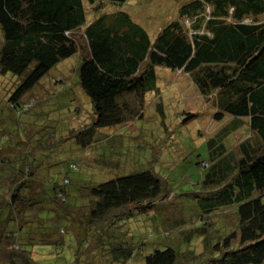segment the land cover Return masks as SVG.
Returning a JSON list of instances; mask_svg holds the SVG:
<instances>
[{
    "label": "trees",
    "instance_id": "obj_1",
    "mask_svg": "<svg viewBox=\"0 0 264 264\" xmlns=\"http://www.w3.org/2000/svg\"><path fill=\"white\" fill-rule=\"evenodd\" d=\"M125 1L0 0V75L15 78L8 106L25 112L39 103L32 90L40 79L78 52V85L92 120L70 132L82 151L98 146L92 164L113 169L101 182L97 170L83 175L81 194L71 199L76 179L53 176L43 187L32 164L9 165L24 148L4 155L9 147L0 137V264H41L34 251L41 245L54 247L55 264H264V0H188L154 39L128 12L102 13ZM161 67L188 75L217 109L216 121L231 119L204 140L209 160L199 162L205 171L197 186L179 194L151 169L129 172L105 161L116 144L98 133L144 117L146 93L160 95ZM156 111L164 115L162 103ZM78 167L70 162L69 171ZM180 195L194 201L191 216L181 212ZM172 204L179 211L161 221L176 231L177 245L165 243L162 230L135 238L134 217ZM227 210L232 227L217 221ZM198 239L201 250L192 246Z\"/></svg>",
    "mask_w": 264,
    "mask_h": 264
},
{
    "label": "rangeland",
    "instance_id": "obj_2",
    "mask_svg": "<svg viewBox=\"0 0 264 264\" xmlns=\"http://www.w3.org/2000/svg\"><path fill=\"white\" fill-rule=\"evenodd\" d=\"M187 1L126 0L121 4L107 3L109 5H105L102 13L126 11L154 39L163 25L177 17L178 8ZM1 42L0 31V45ZM80 61L77 52L60 61L45 74L39 81L40 86L37 85L32 90L34 94H38L39 103H31L30 109L25 112L14 111L6 102L15 78L11 73L0 75V121L9 117L5 119L8 133L0 136L9 149L2 153L9 154L16 148L15 145L21 144L24 150L18 155L19 161H12L9 165L19 167L22 163L32 164L45 188L53 176L66 174L70 179H76L69 186L71 199L76 198V193L81 194L82 189L78 188L88 179L82 178L83 175L87 177L97 170L100 173L97 181L101 182L110 178L108 174L113 172V169L92 164L91 157L96 155L98 146L82 151L75 143V133L70 132L92 120V104L78 85L77 68ZM157 86L159 97L154 92H147L145 95L142 119L127 122L116 130L101 128L98 133L100 137L107 133L116 144L105 152V161L113 160L119 168L129 167V172L151 169L166 182H170V187L179 194L182 187L190 190L197 186L195 183L205 171L199 162L209 160L208 145L204 140L216 134L231 119L225 114L222 120L216 121L214 114L217 109L198 93L188 75L184 73L164 67L157 68ZM157 103H162L163 116L156 111ZM186 114H193L189 121L185 120ZM245 121V118L242 119L243 124ZM242 129H245L244 125ZM240 138L241 134L237 133L230 143ZM82 160L88 162L87 168H84ZM73 161L79 167L76 171H69V164ZM120 171L123 172V169ZM176 201L182 205L181 212L190 213L191 216L195 211L191 198L180 195L176 197ZM176 207L173 204L159 205L156 208L159 212L155 211L154 215H137L130 222L131 233L135 238L146 235L149 237L151 233L156 234L162 230L167 232L166 240L160 236L157 239L177 245L179 239L176 231L172 229L169 221H161L164 215H172V212L176 214L175 211H179ZM217 221L226 222L224 224L232 227L234 215L227 210L217 217ZM192 246L197 250L202 248L199 239ZM34 251L40 259L39 263H56L52 253L55 251L54 247L41 245L36 246Z\"/></svg>",
    "mask_w": 264,
    "mask_h": 264
}]
</instances>
